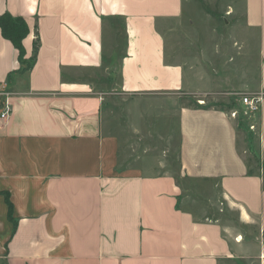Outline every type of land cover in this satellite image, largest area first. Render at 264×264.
<instances>
[{"label":"crops","instance_id":"0c3cea01","mask_svg":"<svg viewBox=\"0 0 264 264\" xmlns=\"http://www.w3.org/2000/svg\"><path fill=\"white\" fill-rule=\"evenodd\" d=\"M238 8L259 43L258 80L239 92L263 97L264 165V0H0V15L28 22L26 59L36 33L41 41L24 70L0 28V264H264V166L253 171L242 154L235 118L203 105L233 78L176 59L168 39L185 15L207 23ZM119 32L116 94L175 105L182 180L168 162L158 172L137 160L116 170L131 162L105 134L110 82L96 74ZM6 97L12 111L2 118ZM163 111L156 115L168 121Z\"/></svg>","mask_w":264,"mask_h":264},{"label":"rangeland","instance_id":"374dc122","mask_svg":"<svg viewBox=\"0 0 264 264\" xmlns=\"http://www.w3.org/2000/svg\"><path fill=\"white\" fill-rule=\"evenodd\" d=\"M229 1L231 0H226V2ZM207 6L203 7L206 10H209V8L214 10L212 9L213 6ZM227 10L232 11L230 6L227 7ZM225 17H221V19L214 18L212 22L205 23L204 16L198 17L197 14H194L187 17L185 15L175 25V29L171 36H168V39L176 45V48H174L176 59L183 60L196 67L204 66L211 73L217 69L218 72H222L223 76H232V86L226 85L227 82H225L223 87H219L208 95V99L202 97L204 101L207 100V103L203 105L205 107L217 106L223 108L230 116L235 118L240 129L241 152L250 162L253 171H258L261 166H264L257 152L259 141L258 113L251 117L244 114L245 107L241 104V98L249 94L243 93L244 91L239 92V89H241L240 84L242 83H250L251 81L255 83L258 80L257 76L260 73L259 43L255 35L249 34L246 28L242 27L243 9L240 8L239 10L238 8L233 15H226ZM191 18L194 19L196 24H200L202 34L200 31H194L195 36L190 34L188 30ZM212 30L218 32L214 34ZM123 35L121 32L118 35H112L113 40L119 42V46L116 47L114 53H111V50L106 53L104 69L96 74V78L100 81L110 82L108 86L104 85L109 93L107 97L110 99L103 112L105 134L119 142L118 156L119 154L120 157L127 155V163L131 162L130 167L124 163L122 168L117 167L116 170L119 172L122 169L134 168L132 162L137 160L144 170L158 172L156 164L161 161L168 162L166 166L168 170L176 178L181 179L179 176V113L175 109V105L171 111L169 103L165 107L159 102L137 100L131 95L116 94V86L113 85V81L117 80L119 75V62L122 58L125 40ZM215 56H217V61H213ZM29 63L31 64L32 60ZM181 100L184 104H193L192 100L187 98ZM176 106H178V103H176ZM164 108L166 110L163 111ZM153 111L155 113H152ZM162 111L170 113V117L166 119L168 121L160 119L161 116L156 115L162 113ZM235 111H237V114L233 116L232 113ZM250 124L256 125L254 131ZM137 127L142 129V132L135 133ZM244 129L253 131V133L246 132Z\"/></svg>","mask_w":264,"mask_h":264},{"label":"trees","instance_id":"16d2710c","mask_svg":"<svg viewBox=\"0 0 264 264\" xmlns=\"http://www.w3.org/2000/svg\"><path fill=\"white\" fill-rule=\"evenodd\" d=\"M0 28L5 38L9 39L18 49L19 59L22 63V69L29 70L36 62L37 54L40 49V36L36 33L33 42V55L28 60L25 58L24 39L28 36L30 28L28 22L22 17H14L10 13L0 15ZM32 60L30 64L29 61Z\"/></svg>","mask_w":264,"mask_h":264},{"label":"built area","instance_id":"2783aa9c","mask_svg":"<svg viewBox=\"0 0 264 264\" xmlns=\"http://www.w3.org/2000/svg\"><path fill=\"white\" fill-rule=\"evenodd\" d=\"M6 84L5 83H0V96L6 95ZM262 95H245L241 98V104L245 107L244 109V114L245 115H249L250 117L256 113H258L260 111L261 108V103H262ZM12 111L11 105L8 102V98H5V102H4V107H3V111L1 113V117L2 118H7L8 115L10 114V112ZM233 116H236L237 111L232 113ZM254 126H252L253 128Z\"/></svg>","mask_w":264,"mask_h":264}]
</instances>
